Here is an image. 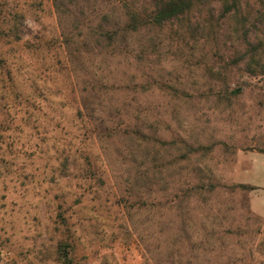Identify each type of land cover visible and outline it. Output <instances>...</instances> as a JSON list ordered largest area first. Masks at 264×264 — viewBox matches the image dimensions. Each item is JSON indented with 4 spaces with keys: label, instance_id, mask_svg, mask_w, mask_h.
I'll use <instances>...</instances> for the list:
<instances>
[{
    "label": "rangeland",
    "instance_id": "374dc122",
    "mask_svg": "<svg viewBox=\"0 0 264 264\" xmlns=\"http://www.w3.org/2000/svg\"><path fill=\"white\" fill-rule=\"evenodd\" d=\"M166 1L0 0V264H264V0Z\"/></svg>",
    "mask_w": 264,
    "mask_h": 264
},
{
    "label": "trees",
    "instance_id": "16d2710c",
    "mask_svg": "<svg viewBox=\"0 0 264 264\" xmlns=\"http://www.w3.org/2000/svg\"><path fill=\"white\" fill-rule=\"evenodd\" d=\"M192 6L191 1L189 0H167L161 7H158L156 9V12L154 13V16L151 20L152 24L161 25L166 21H169L173 18L178 17L179 15L187 12ZM132 16L129 20V24H127L126 29L129 30V26L131 29H133L132 24ZM110 39V38H109ZM240 189H248L253 190L255 188L245 186V185H239L237 186Z\"/></svg>",
    "mask_w": 264,
    "mask_h": 264
},
{
    "label": "crops",
    "instance_id": "0c3cea01",
    "mask_svg": "<svg viewBox=\"0 0 264 264\" xmlns=\"http://www.w3.org/2000/svg\"><path fill=\"white\" fill-rule=\"evenodd\" d=\"M261 174L264 176V169L261 171ZM263 181H264V178H263ZM241 185H244V184H241ZM249 187L255 188L252 191H256L251 197V207L250 208L254 214L264 219V190L258 189L260 187H264V182L263 183L252 182Z\"/></svg>",
    "mask_w": 264,
    "mask_h": 264
}]
</instances>
